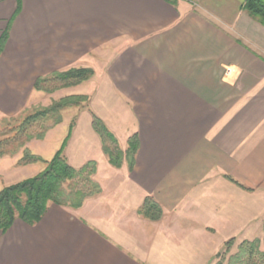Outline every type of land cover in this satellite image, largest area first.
<instances>
[{
	"label": "crops",
	"instance_id": "1",
	"mask_svg": "<svg viewBox=\"0 0 264 264\" xmlns=\"http://www.w3.org/2000/svg\"><path fill=\"white\" fill-rule=\"evenodd\" d=\"M244 3L0 0L7 113L47 94L41 76L95 70L50 94L90 97L68 108L65 153L77 168L96 161L102 188L77 208L50 203L35 225L17 218L0 231V264H217L234 239L228 264L243 241L264 239V25ZM92 113L124 151L138 135L132 170L110 163ZM148 196L161 219L139 212Z\"/></svg>",
	"mask_w": 264,
	"mask_h": 264
},
{
	"label": "trees",
	"instance_id": "2",
	"mask_svg": "<svg viewBox=\"0 0 264 264\" xmlns=\"http://www.w3.org/2000/svg\"><path fill=\"white\" fill-rule=\"evenodd\" d=\"M244 9L264 25V0H245ZM9 37L7 29L0 39V56ZM95 74L93 68L72 67L65 71L53 72L39 77L35 89L53 93L58 89L81 84L91 79ZM90 97L86 94H71L54 100L50 105L37 107L21 117H5L0 122V156L17 154L32 139H44L49 130L63 122V111L70 107L86 108ZM93 127L99 133L105 154L110 163L121 167L126 160L132 170L140 147L137 134L129 139V146L124 151L114 133L104 120L92 113ZM77 122L74 118L68 134L51 160H45L40 155L24 150L21 165L44 162L47 167L37 175L25 178L17 183L6 185L0 191V231L6 232L17 218L30 225L37 224L46 213L50 203L62 206L80 207L91 196L101 193L100 184L94 179L97 172V162L88 161L77 168L73 166L65 153L72 130ZM2 130V131H1ZM139 212L150 219L159 220L163 209L159 203L148 196ZM264 239L243 241L237 253L231 255L228 264H264ZM234 245V239L225 244V252L220 253L217 264H223Z\"/></svg>",
	"mask_w": 264,
	"mask_h": 264
},
{
	"label": "rangeland",
	"instance_id": "3",
	"mask_svg": "<svg viewBox=\"0 0 264 264\" xmlns=\"http://www.w3.org/2000/svg\"><path fill=\"white\" fill-rule=\"evenodd\" d=\"M60 95H51L50 93L31 94L26 104L16 113H7L6 109L0 105V122L5 117H21L24 114L36 109L37 107L50 105L54 100L59 99ZM65 114L68 118L71 117L72 120L74 118H77L76 109H72L70 111L68 109H65L63 111V116H65ZM67 121L68 122L66 124L58 126V128L54 131V133H52L48 141L43 142L42 140H44L45 138H35L29 141L26 146L22 148L17 154H8L3 156V158L0 157V191L6 185L17 183L25 178L37 175L45 170L47 164L44 162H37L29 165H21L19 162L23 157L24 150L27 148L32 153L40 155L45 160H51L57 150L61 147L62 141L68 134L70 120L67 119ZM82 122H85V119ZM261 247L262 249H264L263 244Z\"/></svg>",
	"mask_w": 264,
	"mask_h": 264
}]
</instances>
